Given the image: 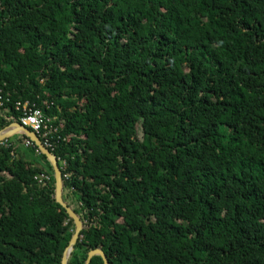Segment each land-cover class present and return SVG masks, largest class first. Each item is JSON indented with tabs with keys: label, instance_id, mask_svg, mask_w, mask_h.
<instances>
[{
	"label": "trees",
	"instance_id": "trees-1",
	"mask_svg": "<svg viewBox=\"0 0 264 264\" xmlns=\"http://www.w3.org/2000/svg\"><path fill=\"white\" fill-rule=\"evenodd\" d=\"M0 87V130L25 100L58 127L68 264H264V0H0ZM20 133L0 264H62L75 222Z\"/></svg>",
	"mask_w": 264,
	"mask_h": 264
},
{
	"label": "water",
	"instance_id": "water-1",
	"mask_svg": "<svg viewBox=\"0 0 264 264\" xmlns=\"http://www.w3.org/2000/svg\"><path fill=\"white\" fill-rule=\"evenodd\" d=\"M17 129L13 131H0V142L9 136H11L15 132H21L26 137H28L30 140H32L35 145L38 147V150H40L43 154H45L48 158V160L51 162L53 169H54V176H55V198L56 201L59 202L67 211V213L73 218L75 222V230L74 233L69 241L68 246L65 248L63 258H62V264H68V259L70 257V254L72 250L74 249V246L76 242L78 241L80 237V232L83 228V222L80 218V216L75 212V210L69 206L63 199V178H62V170L61 166L59 164V160L56 156V154L51 151L47 146L43 143L41 138L31 129L21 126L20 124H17ZM95 255H100L104 261V264H111L109 261L108 256L104 252V250L101 247L93 248L88 252L87 259L85 261V264H90L92 258Z\"/></svg>",
	"mask_w": 264,
	"mask_h": 264
},
{
	"label": "built area",
	"instance_id": "built-area-1",
	"mask_svg": "<svg viewBox=\"0 0 264 264\" xmlns=\"http://www.w3.org/2000/svg\"><path fill=\"white\" fill-rule=\"evenodd\" d=\"M9 100V93L5 92V90L0 87V107L4 106ZM37 104L36 102H30L28 100L25 102H17L14 108L20 112L18 122L20 125L33 130L47 147L54 148L61 139L58 127H50L48 123L49 118L45 116L42 108ZM22 136L26 146L33 143V141L25 135L22 134ZM1 143H4V141ZM37 177L40 182L48 178L45 174H39Z\"/></svg>",
	"mask_w": 264,
	"mask_h": 264
},
{
	"label": "bare ground",
	"instance_id": "bare-ground-1",
	"mask_svg": "<svg viewBox=\"0 0 264 264\" xmlns=\"http://www.w3.org/2000/svg\"><path fill=\"white\" fill-rule=\"evenodd\" d=\"M25 101H27V100H25ZM24 101V102H25ZM29 101V100H28ZM17 124H20L19 122H12L10 125H8L7 127H5V128H3V129H1L2 131H13V130H15V129H17V127H18V125ZM22 126V125H21ZM0 130V131H1ZM33 131V130H32ZM16 133V132H15ZM21 135L23 134V133H20ZM24 135V134H23ZM3 141V140H2ZM1 141V142H2ZM48 148V147H47ZM51 148V147H50Z\"/></svg>",
	"mask_w": 264,
	"mask_h": 264
}]
</instances>
